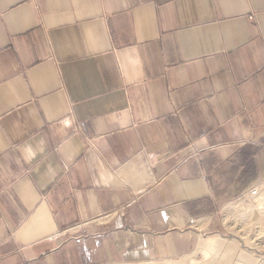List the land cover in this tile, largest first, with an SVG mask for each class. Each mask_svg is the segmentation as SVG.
<instances>
[{
	"label": "crops",
	"instance_id": "0c3cea01",
	"mask_svg": "<svg viewBox=\"0 0 264 264\" xmlns=\"http://www.w3.org/2000/svg\"><path fill=\"white\" fill-rule=\"evenodd\" d=\"M263 179L264 0H0V264L174 262Z\"/></svg>",
	"mask_w": 264,
	"mask_h": 264
},
{
	"label": "rangeland",
	"instance_id": "374dc122",
	"mask_svg": "<svg viewBox=\"0 0 264 264\" xmlns=\"http://www.w3.org/2000/svg\"><path fill=\"white\" fill-rule=\"evenodd\" d=\"M255 187L264 189V179ZM240 196L226 210V232L206 235L202 244L177 261L148 264H264V193Z\"/></svg>",
	"mask_w": 264,
	"mask_h": 264
},
{
	"label": "bare ground",
	"instance_id": "6f19581e",
	"mask_svg": "<svg viewBox=\"0 0 264 264\" xmlns=\"http://www.w3.org/2000/svg\"><path fill=\"white\" fill-rule=\"evenodd\" d=\"M262 186H263V185H262ZM262 192L264 193V189L261 188V190H259L258 187H255V188H254V192L252 191V193L255 194V196H258V195L261 194ZM263 197H264V196H263ZM263 197L261 196V198H263Z\"/></svg>",
	"mask_w": 264,
	"mask_h": 264
},
{
	"label": "built area",
	"instance_id": "2783aa9c",
	"mask_svg": "<svg viewBox=\"0 0 264 264\" xmlns=\"http://www.w3.org/2000/svg\"><path fill=\"white\" fill-rule=\"evenodd\" d=\"M252 191L254 192V188L252 189Z\"/></svg>",
	"mask_w": 264,
	"mask_h": 264
}]
</instances>
